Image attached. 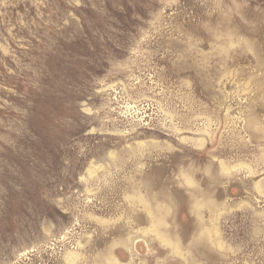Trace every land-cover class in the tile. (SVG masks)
I'll return each instance as SVG.
<instances>
[{
  "label": "rangeland",
  "instance_id": "rangeland-1",
  "mask_svg": "<svg viewBox=\"0 0 264 264\" xmlns=\"http://www.w3.org/2000/svg\"><path fill=\"white\" fill-rule=\"evenodd\" d=\"M0 264H264V0H0Z\"/></svg>",
  "mask_w": 264,
  "mask_h": 264
}]
</instances>
